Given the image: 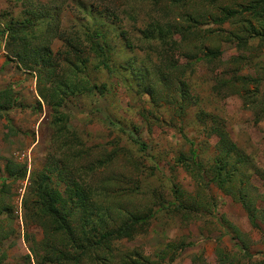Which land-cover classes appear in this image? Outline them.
<instances>
[{
	"label": "rangeland",
	"instance_id": "374dc122",
	"mask_svg": "<svg viewBox=\"0 0 264 264\" xmlns=\"http://www.w3.org/2000/svg\"><path fill=\"white\" fill-rule=\"evenodd\" d=\"M47 1L61 12L58 16L59 29H66L70 37H78L80 41H75L81 51L89 49L88 42L95 28L107 32L106 43L111 49L114 65L125 67L128 71L126 80H121L108 72L101 58L95 55H91L92 59L80 74L64 66L63 84L73 83L80 77L89 84L102 86L103 93L93 90L67 97L60 108L66 116L67 128L59 131L56 128L61 124L52 123L51 109L39 97L35 74L20 70L16 61L6 60V34L0 32V89L11 87L13 96L12 108L0 113V158L1 162L9 159L26 166V178L15 181L8 194L6 202L11 205L6 213L8 215L0 218L1 264H38L31 250L38 249L42 229L33 221L31 210L26 211L24 217L21 199L28 182L26 179L32 173L40 172L48 157L60 159L59 165L67 166L69 170H78L81 166V169L90 171L98 166L91 184L99 185L104 177L109 180L105 192L98 195V201L102 202V196H105L106 200H114L127 212L160 211L145 234L137 235L132 241L116 243L114 247L117 249L138 251L139 255L156 264H221L217 253L221 250L230 261L225 264H247L239 253L241 240L234 237L233 230H237L252 254L264 253L260 232L250 226L240 204L213 183L203 190L177 163V157L186 154L190 147L183 139L185 135L194 142L198 152L196 160L201 163L204 181L207 182L216 138L199 126L196 113L202 110L213 114L222 120L231 140L250 156L249 178L257 187L258 204L264 208V121L255 122L253 111L239 96L222 97L213 91L216 70L228 72L232 68L231 58L237 56L245 57L240 73L257 78L264 90V47L254 44V49L250 51L237 52L217 41V46L224 50L222 65L197 62L194 64L195 72H191L187 55L189 49L182 46V51L174 57L179 63L188 64L186 78L199 102L180 116L169 104L163 101L155 103L143 93L155 79L152 66L159 64L141 39L140 30L147 22L142 16L152 10L146 0H143L142 6L139 0H127L126 4L135 5L138 17L135 22L130 19L115 27L93 14L89 20L79 11L81 1L78 0H39L40 4L36 1L33 4L41 7ZM241 1L246 0H218L226 6ZM26 2L28 0H0V31L4 30L8 21L24 11ZM119 4H124V0ZM207 4V0H193L182 9V14L193 9L209 12ZM171 11L170 21L176 17L177 10ZM122 17L127 18L125 15ZM118 26L135 39L133 48L123 46L118 37ZM208 27L211 26L203 25L201 30ZM49 41L54 55L60 57L65 52L61 41ZM188 47L191 46L188 44ZM140 74L145 76V81L135 78ZM249 89L255 90V87L251 85ZM75 150H83V153L75 156L72 162L67 156ZM253 167L255 170H252ZM2 177L0 172V183ZM177 188L184 192L182 201L187 208L194 209L195 205L201 204L200 213L187 212L191 210L165 211L174 205V190ZM205 199L211 202V206L206 205ZM182 244H187V247L179 250ZM252 260L255 264H263L264 256H255Z\"/></svg>",
	"mask_w": 264,
	"mask_h": 264
},
{
	"label": "trees",
	"instance_id": "16d2710c",
	"mask_svg": "<svg viewBox=\"0 0 264 264\" xmlns=\"http://www.w3.org/2000/svg\"><path fill=\"white\" fill-rule=\"evenodd\" d=\"M34 1L40 4L39 0H28L24 11L8 21L4 30L0 31L6 34L5 58L7 61H16L20 70L35 74L39 97L51 109L52 123L55 125L60 123L61 125L56 129L65 131L66 116L60 112L63 101L77 93L93 90L102 94L103 87L89 84L80 77L73 83L63 84L64 66L74 70L75 74H80L92 59L91 55H95L101 58L108 72L119 76L121 80H126L128 69L114 65L110 56L111 49L106 43L107 32L102 28H95L88 42L89 49L81 51L75 41L77 39L79 42V38L68 36L66 29H59L58 16L61 12L57 7L52 8V3L49 1L37 7L33 4ZM78 1H81L79 11L88 16L89 20L93 15L98 16L113 27L122 25L124 21L130 19L135 22L138 17L135 5L126 4L127 0H124V4H119L123 0ZM142 2L143 0H139L141 6ZM192 2L193 0H146L152 10L143 14L142 19L146 18L147 22L142 24L144 27L140 30L142 41L159 60V64L151 68L155 79L143 93L155 103L163 101L169 104L180 116L199 102L186 78L188 64H181L174 57L178 51H182V46L189 49L187 52L189 60L184 58L190 61L191 72H195L194 64L197 62L205 65L219 63L222 65L221 56L224 50L217 46V41L229 45L237 52L250 51L254 49V44L259 48L264 47V0H246L227 6L220 4L218 0H207L209 12L193 9L190 13L182 14V9ZM171 9L177 10L176 17L172 21H170V15L173 13ZM124 15L127 18L124 19L122 17ZM207 24L211 27L201 30V27ZM116 28L123 46L127 49L133 48L135 39L133 40L122 26ZM51 34L56 36L52 37ZM50 39L61 41L62 47L65 48V52L61 53L60 57L54 55ZM188 44L191 47H188ZM244 60V56L231 58L232 68L228 72L221 71L215 66L218 70L213 79V91L222 97L239 96L253 111L255 122L264 121V90L257 78L240 73L241 65L245 64L242 62ZM135 78L146 80L143 74L136 75ZM251 85L255 90L249 89ZM12 106L11 87L0 89V113L10 110ZM196 122L202 129L208 131L209 136L216 138L211 164L207 170L209 176L207 182L204 181L202 165L196 160L198 152L194 148V142L185 135L183 139L190 147L186 154L177 157V163L199 183L203 190L213 183L235 203L240 204L250 226L260 232L264 241V208L258 204L257 187L249 178L250 156L241 151L231 140L221 119L200 110L196 113ZM80 153H83V150H75L67 158L73 162L75 156ZM1 160L2 158H0V172L3 173V177L0 183V218L7 217L6 213L11 209V205L6 200L9 198L12 184L26 178V166L9 159H4L3 162ZM60 161L48 157L45 167L40 172L30 174L26 179L28 182L21 199L24 217L26 218V211L31 210L33 221L42 229L38 249L31 250L36 262L38 264H156L155 261L139 255L138 251L120 250L114 245L121 241H132L137 235L145 234L151 221L160 211L127 212L114 200H106L105 196H102V199L104 198L106 203L104 199L102 202L98 201V195L105 192L109 183L104 177L99 185L91 184L90 180L98 166L91 168L90 171L86 168L81 169V166L78 170H69L67 166L59 165ZM252 170L255 168L253 167ZM174 192L175 203L165 211L191 210L187 212L200 213L201 204L195 205L194 209L187 208L182 201L184 192L180 188L175 189ZM205 202L208 207L211 206V202L206 199ZM233 232L234 237L241 240L239 253L247 264H255L252 262L255 256H264L262 252L252 254L240 232L237 230ZM168 246L170 247V244ZM185 247L187 244H182L179 250ZM217 253L221 258V264L227 261L230 263L221 250ZM262 261L264 264V260Z\"/></svg>",
	"mask_w": 264,
	"mask_h": 264
}]
</instances>
